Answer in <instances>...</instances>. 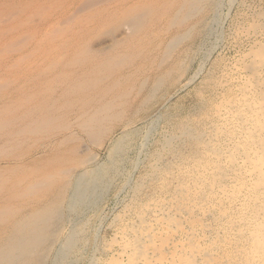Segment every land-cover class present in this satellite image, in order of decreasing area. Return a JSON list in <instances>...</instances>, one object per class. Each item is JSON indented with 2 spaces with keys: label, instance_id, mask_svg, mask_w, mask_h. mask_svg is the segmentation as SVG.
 <instances>
[{
  "label": "bare ground",
  "instance_id": "obj_1",
  "mask_svg": "<svg viewBox=\"0 0 264 264\" xmlns=\"http://www.w3.org/2000/svg\"><path fill=\"white\" fill-rule=\"evenodd\" d=\"M215 3L0 0V264H67L80 231L78 225V230L70 229L60 239L65 210L76 211L100 193L132 129L113 143L110 161L103 167L94 165L96 152L90 146L99 147L116 127L127 129L136 116L145 114L167 81L176 80L173 74L181 73L184 56L176 49L207 28V15ZM114 23L123 28L118 37L94 40ZM258 54L259 61L245 64L250 74L245 86H251L253 98L242 92L239 107L234 104L226 113L238 117L243 131L240 162L229 149L228 167L214 161L212 181L201 187L195 184L198 199L216 189L226 194L222 179L227 169L241 179L231 184L226 197L242 207L238 223L231 224L234 241H248L249 247L235 250L228 264H264V49L258 47ZM183 129L182 135L188 134ZM172 138L166 144L171 145ZM165 218L176 224L172 217ZM152 236L147 228L133 230L120 247L126 262L110 264H220L213 260L212 248L197 246L192 235L186 236L187 242L174 244L170 263L163 261L167 245L151 251L154 260L147 247Z\"/></svg>",
  "mask_w": 264,
  "mask_h": 264
},
{
  "label": "rangeland",
  "instance_id": "obj_2",
  "mask_svg": "<svg viewBox=\"0 0 264 264\" xmlns=\"http://www.w3.org/2000/svg\"><path fill=\"white\" fill-rule=\"evenodd\" d=\"M216 1L213 10L207 15V28H204V33L193 36L190 42H184L176 49L181 57L184 55L181 58V73L173 74L177 81H167L162 87L163 90L161 88L151 100L145 114L143 112L136 116L127 129L116 127L115 132L103 141L100 148L90 146V150L96 152L94 165L100 164L103 167L110 161L109 149L113 143L132 129L123 141L126 143L125 151L115 160H119L116 162V169L100 193L76 211L70 213L65 210L67 218L63 221L60 239H64L70 229H77L78 225L81 234L67 264H110L114 260L125 263V253L119 254L122 252L120 247L130 232L139 228L150 229L153 234L152 241L147 246L150 247L149 255L153 258L154 248L167 245L163 251L165 263L174 259V244L187 242L186 236L190 235L197 246L211 247L213 260L220 261V264H228L235 250L239 252L243 247L248 249V241H234L231 226L238 223V215L242 209L238 202L229 201L226 197L228 193L230 195L231 184L241 180L236 177L234 170L227 169L225 179H222V182L226 181V194L216 189L207 197L203 195L197 199L196 195L199 194L198 185L201 184V187L203 183L212 181L215 170L213 164L216 161L225 167L230 158V149L238 163L242 157L239 152L245 149L243 131L236 122L238 117L228 116L226 113L239 107L242 103V92H245L248 99L254 96L251 86H245L250 79L245 64L252 60L259 61L258 47L264 49V0ZM120 27V24L114 23L94 40L106 41V36L109 39L110 35L118 37L123 30ZM261 58L264 60V55ZM182 127L186 128L189 135H182L185 130ZM169 137L172 138L171 145L166 144ZM208 146L211 148H207ZM212 148L215 152H212ZM202 190L205 192L206 188ZM157 209L159 211L155 213ZM167 216L172 217L171 220H175L176 224H171L165 218ZM243 228L246 229V225ZM80 253L82 255H78Z\"/></svg>",
  "mask_w": 264,
  "mask_h": 264
}]
</instances>
